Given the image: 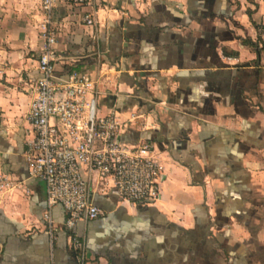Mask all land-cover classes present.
Returning a JSON list of instances; mask_svg holds the SVG:
<instances>
[{
	"label": "crops",
	"instance_id": "obj_1",
	"mask_svg": "<svg viewBox=\"0 0 264 264\" xmlns=\"http://www.w3.org/2000/svg\"><path fill=\"white\" fill-rule=\"evenodd\" d=\"M41 18L39 0H0V172L17 181L0 191V264H264V0H58L56 76L98 77L121 140L154 142L163 166L153 204L91 182L104 214L73 228L83 252L60 205L48 232L45 184L24 159Z\"/></svg>",
	"mask_w": 264,
	"mask_h": 264
},
{
	"label": "built area",
	"instance_id": "obj_2",
	"mask_svg": "<svg viewBox=\"0 0 264 264\" xmlns=\"http://www.w3.org/2000/svg\"><path fill=\"white\" fill-rule=\"evenodd\" d=\"M63 1L79 5L89 0ZM57 2L39 0L42 18L38 27L43 44L37 59L38 77L31 84L26 117L33 137L27 141L24 159L28 176L45 184L42 217L48 232L56 229L51 210L60 205L66 213L63 226L70 231L71 248L83 252V242L71 233L73 228L82 219L93 220L104 214L91 200V182L97 183L100 192L110 183L122 203L153 204L160 198L163 166L154 142L127 144L121 140L126 121L115 107L104 110L99 106L98 77L77 70H71L65 78L56 76L52 11ZM83 20L87 25L95 23L89 15ZM105 67L109 70L108 65ZM141 117L133 110L128 122ZM15 186L8 175L0 176V191ZM78 261L83 264V255Z\"/></svg>",
	"mask_w": 264,
	"mask_h": 264
},
{
	"label": "trees",
	"instance_id": "obj_3",
	"mask_svg": "<svg viewBox=\"0 0 264 264\" xmlns=\"http://www.w3.org/2000/svg\"><path fill=\"white\" fill-rule=\"evenodd\" d=\"M248 14H251V12L248 10ZM241 43L245 46H248L250 47L251 49H253L256 53H259L261 48L258 46V42L257 41H253L252 39L250 38H244V39H241ZM227 54V53H225Z\"/></svg>",
	"mask_w": 264,
	"mask_h": 264
},
{
	"label": "rangeland",
	"instance_id": "obj_4",
	"mask_svg": "<svg viewBox=\"0 0 264 264\" xmlns=\"http://www.w3.org/2000/svg\"><path fill=\"white\" fill-rule=\"evenodd\" d=\"M1 175H3V173L0 172V176ZM13 181H15V179H13ZM15 182L17 183V181H15ZM16 187H17V185H16ZM10 191H11L10 189L9 190H6V191L4 190L5 193H9Z\"/></svg>",
	"mask_w": 264,
	"mask_h": 264
}]
</instances>
